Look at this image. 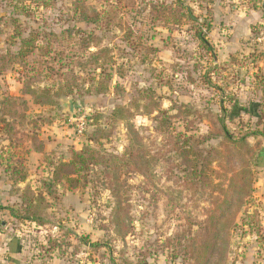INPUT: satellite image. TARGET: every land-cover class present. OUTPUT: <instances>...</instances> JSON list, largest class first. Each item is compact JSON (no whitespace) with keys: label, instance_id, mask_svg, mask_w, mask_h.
Instances as JSON below:
<instances>
[{"label":"rangeland","instance_id":"374dc122","mask_svg":"<svg viewBox=\"0 0 264 264\" xmlns=\"http://www.w3.org/2000/svg\"><path fill=\"white\" fill-rule=\"evenodd\" d=\"M74 1L0 0V47L16 50L10 39L14 30L10 18L17 14L18 24L26 32L41 28L59 33L71 26L94 29L100 47L112 49L115 65L111 84H117L118 89L111 88L103 96L87 95L91 77L84 74L74 95L56 99V105L36 106L24 96L29 119L50 120L38 129L45 150L33 156L27 152L26 144L13 153L25 159L27 182L33 188L46 178L49 162L68 161L69 152L79 150L87 134L96 129L106 130V139L97 146L102 154L121 157L129 144L125 123L111 122L108 116L115 106L126 105L132 115L130 123L150 157V176L143 179L133 175L127 180L129 234L124 238L112 224L114 200L99 169L89 175L85 187L57 189V199L47 211V226L18 223L10 219L7 210H0V264H109V257L118 263H136L142 255L147 257L146 264H188L177 255V249L167 247V242L181 236L185 218L207 219L210 207L176 184L173 173L161 160L166 147L155 131L156 114L144 115L141 107L146 101L139 99L145 91L154 93L160 109L170 111L177 131L182 130L185 116L171 109L180 105L200 114L199 118L188 115V120H194L197 134H207L209 123L203 116L209 109L216 113L224 110L227 128L235 136L257 131L256 124L264 112V0H181L190 8L193 19H183V24L168 28L151 23L150 3L169 4L173 0H136L132 9H119L122 29L115 32L75 24ZM84 1L99 12L107 8L98 0ZM199 30L212 54L197 39ZM124 36H130L129 44L123 41ZM89 51L96 49L91 47ZM214 58L218 59L216 66ZM52 65L55 70L59 68ZM117 68L120 76L115 74ZM42 75L40 87L55 88L60 80L48 70ZM21 89L17 67L0 75V98L19 97ZM69 98L74 105L80 104L72 115L64 107ZM79 125L81 134L77 133ZM248 143L256 154L264 148V139L258 136L249 138ZM207 145L216 146L217 141ZM6 146L0 134V155L4 158ZM251 171L254 189L230 231L224 264H264V202L257 204L254 198L256 185L264 178V168L253 164ZM7 182L2 172L0 205L4 208L16 206L7 198ZM52 240L69 247H64L63 253L50 251ZM8 244L12 245L7 247ZM99 244L107 247L99 248Z\"/></svg>","mask_w":264,"mask_h":264},{"label":"trees","instance_id":"16d2710c","mask_svg":"<svg viewBox=\"0 0 264 264\" xmlns=\"http://www.w3.org/2000/svg\"><path fill=\"white\" fill-rule=\"evenodd\" d=\"M98 1L107 6L105 11L91 9L84 0H75L72 3V21L86 28L91 26L105 31H120L122 21L119 19V9H132L136 4V0ZM19 16L12 15L10 18L14 26L10 39L16 50H3L0 47V75L17 67L22 86L21 96L0 98V134L7 143L6 157L0 155V168L12 184L10 195L17 196L19 202L10 208L0 205V210H7L8 215L18 223L47 226V211L52 208V201L57 199V189L65 187L67 190H75L85 187L89 183V175L99 169L114 200L112 224L118 235L124 238L129 234L128 191H125L129 186L127 180L133 175L148 179L151 168L150 157L138 132L130 123L132 115L126 105L115 106L108 116L111 122L125 123L129 144L121 157L102 154L104 152L97 146L106 139V130L96 129L87 134L86 143L79 150L69 152L68 161L56 164L49 162L46 178L39 182L37 188H33L26 183L28 170L25 159L13 153L26 144L29 145L27 152L43 154L45 150L38 129L50 123V120L29 119L24 96H28L36 106L56 105V99L74 95L75 90L81 87L84 74H90L91 77L88 79L87 95L103 96L111 88L118 89L117 84H111L114 76L112 68L115 65L112 49L100 47L94 29L71 26L59 33L41 28L26 32L18 24ZM149 19L152 24L161 23L168 28L183 24V19L192 20L193 16L184 2L173 0L169 4L150 3ZM129 37H123L126 44L130 42ZM196 37L204 49L212 54L200 30ZM91 47L96 51L90 52ZM52 64H57L59 68L55 70ZM44 70L58 75L60 80L55 88L40 87L44 80ZM115 74L121 75L119 68ZM139 101H146L141 107L144 115L156 114L155 131L162 137L166 147L161 160L169 172L173 173L176 184L210 207L205 220L185 218L181 236L168 240L167 247L177 249V255L182 256L188 264H224L230 231L254 189L251 167L257 164L260 152H254L248 139L256 136L264 139V112L256 124L259 126L257 131L238 137L227 128L222 113L224 110L221 109V113L206 110L203 118L208 121L209 128L206 135H200L197 134L194 120H188V115L199 118L198 112H191L185 105L173 106L171 110H175L176 115L185 116L182 130L177 131L172 126L173 116L169 114L170 111L160 109L154 93L143 92ZM211 141H217V145H207ZM21 184H24L22 189L19 188ZM64 247L69 245L57 240L49 242L50 251L63 253ZM102 247L107 246L99 244V248ZM140 258L136 263L128 260L118 263L111 257L108 261L109 264H146V255Z\"/></svg>","mask_w":264,"mask_h":264},{"label":"crops","instance_id":"0c3cea01","mask_svg":"<svg viewBox=\"0 0 264 264\" xmlns=\"http://www.w3.org/2000/svg\"><path fill=\"white\" fill-rule=\"evenodd\" d=\"M213 64H214V66H216L217 64H218V59H216V58H214V62H213ZM30 155H33V156H35V155H38V154H35V153H33V152H31L30 153ZM257 167L259 168V169H262V168H264V148H262L261 150H260V153H259V156H258V161H257ZM2 170H1V168H0V175L2 174ZM4 174V173H3ZM7 181H8V179H7ZM8 183V185H9V192H10V189H11V182L10 181H8L7 182ZM26 183H28V182H26ZM24 187V184H21V185H19V188H23ZM256 190H257V193H256V195L254 196V198L255 199H257V201H255V202H257V204H258V202H264V178L263 179H260L259 181H258V183H257V185H256ZM7 198L8 199H10L11 200V203L12 204H14V205H16L19 201H18V197L17 196H13V195H10V193H8L7 194ZM264 204V203H263ZM252 211V210H251ZM10 217V216H9ZM10 219H12L11 217H10ZM14 220V219H13ZM2 226H3V224H2ZM8 243V242H7ZM10 244V243H9ZM7 245V247H10L11 245ZM0 253H2V252H0Z\"/></svg>","mask_w":264,"mask_h":264},{"label":"water","instance_id":"95a60500","mask_svg":"<svg viewBox=\"0 0 264 264\" xmlns=\"http://www.w3.org/2000/svg\"><path fill=\"white\" fill-rule=\"evenodd\" d=\"M262 9L264 11V4L262 6ZM64 107L66 109V112L70 115L73 114L74 110L80 108V104L77 102L76 105L73 104L72 100L69 98L66 102H64Z\"/></svg>","mask_w":264,"mask_h":264},{"label":"built area","instance_id":"2783aa9c","mask_svg":"<svg viewBox=\"0 0 264 264\" xmlns=\"http://www.w3.org/2000/svg\"><path fill=\"white\" fill-rule=\"evenodd\" d=\"M262 40L264 41V39H262ZM258 42H260L259 39H258ZM70 121H73L72 118L70 119ZM82 131H83L82 126L79 125V126L77 127V133H78V134H81Z\"/></svg>","mask_w":264,"mask_h":264}]
</instances>
